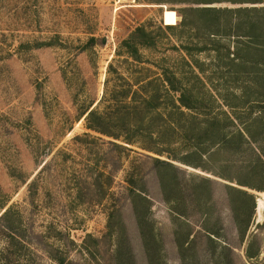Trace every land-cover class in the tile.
<instances>
[{
	"label": "rangeland",
	"instance_id": "rangeland-1",
	"mask_svg": "<svg viewBox=\"0 0 264 264\" xmlns=\"http://www.w3.org/2000/svg\"><path fill=\"white\" fill-rule=\"evenodd\" d=\"M204 8L264 9V0H0V218L9 213L0 220V264H264L263 193L249 232L261 255L248 262L246 246L232 249L238 228L224 186L209 199L196 177L211 175L173 161L174 181L156 162L168 155L149 152L159 126L174 138L169 97L185 93L199 119L219 121L221 135L234 130L231 107L264 98L252 75H232L238 39L210 36L194 12ZM257 15L264 25V12ZM142 25L156 44L136 62L121 47ZM145 79L153 83L135 84ZM146 91L161 95L164 119L153 127L136 110ZM91 112L105 133L89 129ZM181 123L188 128V118ZM159 171L173 177L166 189ZM132 190L151 203L142 223Z\"/></svg>",
	"mask_w": 264,
	"mask_h": 264
},
{
	"label": "trees",
	"instance_id": "trees-1",
	"mask_svg": "<svg viewBox=\"0 0 264 264\" xmlns=\"http://www.w3.org/2000/svg\"><path fill=\"white\" fill-rule=\"evenodd\" d=\"M182 12L185 13L186 11L183 10ZM194 12L204 16L205 24L202 27L209 32L210 36L225 35L238 39L237 50L232 54H228L227 66L234 71L232 75L236 73L235 75L239 76L241 80H245V75H252L254 78L252 86L264 92V25L263 19L257 15L264 12V9L253 8L249 10L240 8L222 10L204 8ZM171 13L175 14L174 11ZM221 14H226L228 17L222 20L220 19ZM244 14H247L246 19ZM222 22H226V26H223ZM188 24L186 20H183L180 25L187 26ZM169 25H167L166 29L171 31L172 29ZM155 44L156 40L153 37V32L149 31L147 26L142 25L132 33L129 39L123 42L121 48L129 58L139 62L142 48L153 47ZM235 68L244 72L240 74L239 70L235 71ZM254 69L255 71H253ZM152 83V81L147 82L146 79L135 81L137 86L142 85V87H147ZM167 83L171 85L175 93H181L180 90L176 89L172 80L167 78ZM146 93L148 96L142 99L141 107H137L136 110L145 113L144 117L147 121H150L149 124L153 127L155 121L164 119V115L157 111L162 106L159 104L161 95L156 93V91H146ZM186 98L185 93H181L177 100L169 97L170 108L166 114L168 117L165 119L170 123V134L171 136L174 135V138L173 140H165L166 130L159 126L156 132H150V137H154L158 146L149 150V152L159 156L168 155L169 162H162L161 160H156V162L168 171L172 170L174 181L178 171L172 163L173 161L211 175L212 177H196L202 182L200 187L203 192H207L209 199L213 197L211 188L220 185L224 186L227 192L226 196L230 199L235 223L238 228V246L232 249H241L246 246L245 257L248 262H252L261 255V249L258 246V234L249 236V232L258 206L256 194H264V98L252 102L257 107L251 106L249 101H246L245 104L231 107L235 114L230 117L231 119L229 118V125L234 130L225 135H221L223 131L220 129L219 121L215 117L210 116L203 120L199 119L196 112H194L197 107L186 102ZM235 99L238 98L235 96ZM248 106L251 108L250 113L243 120L241 112L243 109L247 111L249 109ZM185 109L189 110L190 113L186 114ZM236 111L240 113L237 114ZM99 117L101 116L98 112H91L88 118V127L95 132L105 133L94 126L93 121ZM183 117L188 118V128L182 126L181 120ZM133 127L136 128V126ZM131 139L126 136L125 142L133 145ZM161 147H164L165 150H162L163 148ZM181 148H185L187 151L184 156H174L170 153L172 149L176 151V149L180 150ZM159 177L164 189L167 188L164 178H173L165 175L163 171H159ZM131 183L132 185L135 184ZM133 198L135 202L139 200L143 204L141 209L138 208L137 204L135 205L138 209V219L142 223L143 214L150 211L151 203L135 190L133 191ZM180 201L177 198L173 202L170 201V203L177 206ZM208 201L209 203L212 202ZM176 209L173 211L179 216L177 218L179 222V219L185 214L180 212L177 207ZM8 214L6 212L0 220H4ZM179 223L182 227L184 226V223ZM262 226L264 224H258V228H262ZM205 231L219 238V234L212 232L208 227H205ZM186 244L190 245L186 242L182 245V248Z\"/></svg>",
	"mask_w": 264,
	"mask_h": 264
},
{
	"label": "bare ground",
	"instance_id": "bare-ground-1",
	"mask_svg": "<svg viewBox=\"0 0 264 264\" xmlns=\"http://www.w3.org/2000/svg\"><path fill=\"white\" fill-rule=\"evenodd\" d=\"M263 208H264V203L261 202V203H260V209H263Z\"/></svg>",
	"mask_w": 264,
	"mask_h": 264
},
{
	"label": "water",
	"instance_id": "water-1",
	"mask_svg": "<svg viewBox=\"0 0 264 264\" xmlns=\"http://www.w3.org/2000/svg\"><path fill=\"white\" fill-rule=\"evenodd\" d=\"M258 201V200H257ZM263 213H264V210H263Z\"/></svg>",
	"mask_w": 264,
	"mask_h": 264
}]
</instances>
